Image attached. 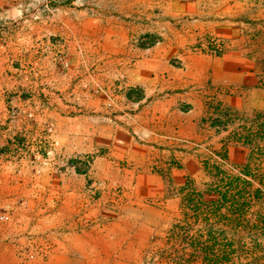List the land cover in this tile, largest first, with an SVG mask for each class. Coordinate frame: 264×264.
I'll return each mask as SVG.
<instances>
[{
    "label": "rangeland",
    "instance_id": "rangeland-1",
    "mask_svg": "<svg viewBox=\"0 0 264 264\" xmlns=\"http://www.w3.org/2000/svg\"><path fill=\"white\" fill-rule=\"evenodd\" d=\"M253 23L264 0H0V264H187L191 237L217 255L177 189L225 134L210 102L264 108Z\"/></svg>",
    "mask_w": 264,
    "mask_h": 264
},
{
    "label": "trees",
    "instance_id": "trees-1",
    "mask_svg": "<svg viewBox=\"0 0 264 264\" xmlns=\"http://www.w3.org/2000/svg\"><path fill=\"white\" fill-rule=\"evenodd\" d=\"M253 26L248 32L249 42L242 50L252 61L258 85L264 88V29L259 30L254 23ZM208 108V114L216 117L218 132L227 133L221 148L212 151L202 165L207 181L197 187L189 179L177 190L185 218L204 220L208 242L214 240L208 223L212 222L220 245L214 255L201 248L198 238L191 237L189 243L195 249L187 264L197 255L205 264L225 262L227 247H234L237 255L264 254V109L240 113L212 102ZM229 148L239 151L243 160L231 161Z\"/></svg>",
    "mask_w": 264,
    "mask_h": 264
},
{
    "label": "crops",
    "instance_id": "crops-1",
    "mask_svg": "<svg viewBox=\"0 0 264 264\" xmlns=\"http://www.w3.org/2000/svg\"><path fill=\"white\" fill-rule=\"evenodd\" d=\"M250 61H251V60H250ZM251 62H252V61H251ZM252 67H253V65H252ZM251 73L253 74V77H254V79H255V83H256L255 86H256V88L259 89V90H262L261 88H258V87H257L258 82H257V79H256L254 73H253V68H252ZM222 105H224V106H226V107H228V108H230V109H232V110H234V111L237 110V111H239L240 113H250L252 110H262V109H264V108H251L250 111H241V110H239L238 108H233V107L228 106V105H225V104H223V103H222ZM218 133H220V132H218ZM224 133H225V134H224L222 137L219 138L218 142H216V144H217L218 147H217V148H213L214 150H219V149L221 148V141H222L223 137L226 135L227 132L224 131ZM228 156H229V159H230L231 161H234V162H240V161L243 160V155H241V154L239 153V151H237L235 148H229V154H228Z\"/></svg>",
    "mask_w": 264,
    "mask_h": 264
}]
</instances>
